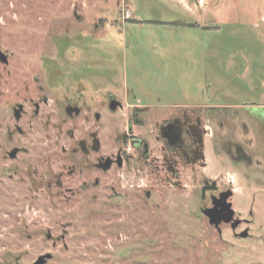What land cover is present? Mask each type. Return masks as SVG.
<instances>
[{
	"label": "rangeland",
	"instance_id": "obj_1",
	"mask_svg": "<svg viewBox=\"0 0 264 264\" xmlns=\"http://www.w3.org/2000/svg\"><path fill=\"white\" fill-rule=\"evenodd\" d=\"M187 1L191 8L184 0H0V50L9 57L8 65L0 61V264L40 257L44 264H264L263 208L255 209L249 238L225 224L220 234L203 212L212 198L204 186H227L235 176L233 203L246 208L248 185L260 177L229 161L223 141L247 137L241 125L221 128L217 115L203 112L211 120L205 166L189 164L177 184L164 173L111 170L100 187L76 195L92 196L87 205L66 203L68 190L49 187L60 170L51 160L60 131L55 116L48 124L33 114L32 97L53 95L42 57H86L93 71L107 70L109 90L146 104L191 111L213 102L245 120L262 114L254 106L264 103V0ZM23 101L29 113L17 122L13 107ZM114 117L120 112L110 115V151ZM14 145L28 149L17 161L4 157Z\"/></svg>",
	"mask_w": 264,
	"mask_h": 264
},
{
	"label": "flooded vegetation",
	"instance_id": "obj_2",
	"mask_svg": "<svg viewBox=\"0 0 264 264\" xmlns=\"http://www.w3.org/2000/svg\"><path fill=\"white\" fill-rule=\"evenodd\" d=\"M42 58L41 67L50 74L46 78V89L53 95L43 93L36 99L32 97L31 102L34 117L41 116L48 124L53 121L54 116L57 118L56 125L60 133L53 142L55 149L59 148V151L51 160L58 162L60 170L50 180L49 187L68 190L71 195L64 198L66 203L91 204L92 196L77 198L76 195L90 192L92 187H100L111 170L137 168L139 172L164 173L175 179L174 184L179 183L181 170L189 164L201 163L205 166L204 137L209 130L208 123L211 122L203 113L206 112L217 115L221 128L228 126L235 132L238 125L243 126L247 137L244 141L233 133L222 145L230 162L242 163L247 169L254 171V174H260V177L255 176V183L248 185L251 205L247 209V215L242 216L234 207L232 175L227 179V186L213 181L203 188L212 191L211 206L215 200L219 209L226 203L222 195L229 192L226 201L232 203L235 213L229 223L222 222L220 225H228L237 237L252 236V225L256 221L255 209L258 207L264 210V103L254 106L263 110L260 112L262 114L253 117L248 112L246 116H250L246 120L242 119V112L233 111L232 107L224 103L210 102L191 108V111L184 106L174 109L168 103L146 104L128 90H109L107 70L93 71L90 63L85 60L86 57ZM46 58L47 61L52 58L50 66L44 63ZM79 62L81 64L77 66ZM1 63L8 65L9 57L5 63ZM40 90L44 91L45 87L41 86ZM26 106L23 101L13 107L15 121L20 122L27 116L29 111ZM49 106L53 107L52 113L46 115L43 109ZM118 112L120 117L112 119V124L115 125V145L110 151V115ZM15 129L21 136L26 134L19 124ZM7 133L10 144L14 132L8 129ZM27 152V148L14 145L6 149L4 157L17 161L20 154ZM76 180L80 183L77 187L79 191L68 186V183ZM94 198L97 199L96 195ZM219 233L221 234V229Z\"/></svg>",
	"mask_w": 264,
	"mask_h": 264
},
{
	"label": "water",
	"instance_id": "obj_3",
	"mask_svg": "<svg viewBox=\"0 0 264 264\" xmlns=\"http://www.w3.org/2000/svg\"><path fill=\"white\" fill-rule=\"evenodd\" d=\"M7 57L8 55L0 50V61L5 63L7 61ZM228 196H229V192H225L222 195L226 203L223 204V206L220 209L218 208V203L215 200H213L212 206L206 207L203 210L204 214L209 219V223L216 226L219 230H220V224L222 222L229 223L232 220L235 213V211L232 209V203L226 201ZM44 263H45V258L40 257L39 260L34 264H44Z\"/></svg>",
	"mask_w": 264,
	"mask_h": 264
},
{
	"label": "crops",
	"instance_id": "obj_4",
	"mask_svg": "<svg viewBox=\"0 0 264 264\" xmlns=\"http://www.w3.org/2000/svg\"><path fill=\"white\" fill-rule=\"evenodd\" d=\"M184 2H186V5L188 4V3H187V2H188L187 0H184ZM187 6H188L189 8H191V7H190V4H188ZM234 178H236V177L234 176ZM234 178H233V179H234ZM234 207H235V209H236L238 212L240 211L241 213L244 212V210H245V212H247V208H248V206H247L246 208H244L241 204H240V205H239V204H238V205H235V204H234Z\"/></svg>",
	"mask_w": 264,
	"mask_h": 264
},
{
	"label": "built area",
	"instance_id": "obj_5",
	"mask_svg": "<svg viewBox=\"0 0 264 264\" xmlns=\"http://www.w3.org/2000/svg\"><path fill=\"white\" fill-rule=\"evenodd\" d=\"M126 14H127L128 16H131V14H132V10L127 9V10H126Z\"/></svg>",
	"mask_w": 264,
	"mask_h": 264
}]
</instances>
